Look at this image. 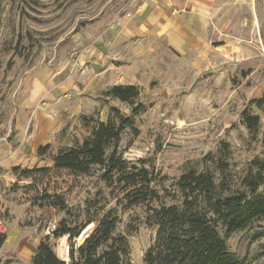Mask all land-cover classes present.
<instances>
[{"label":"rangeland","instance_id":"1","mask_svg":"<svg viewBox=\"0 0 264 264\" xmlns=\"http://www.w3.org/2000/svg\"><path fill=\"white\" fill-rule=\"evenodd\" d=\"M162 4L0 0V231L8 236L0 264H33L48 240L68 262V236L53 237L60 223L78 229L95 220L75 241L79 246L111 209L130 261L145 264L157 236L150 216L161 203L133 207L122 177L139 179L146 170L150 189L171 205L179 199L178 179L191 168L214 169L209 158L227 160L232 185L255 159L264 160V0L224 1L220 22L215 4L218 11L192 34L181 32ZM120 84L138 86L135 106H145L137 129L109 149L123 159L122 173L94 168L89 175L63 171L23 180L13 174L19 167L53 169L57 154L82 145L111 108L132 116L135 106L105 96ZM244 113L260 118L254 134ZM46 194L62 196L68 209L40 206ZM227 243L244 264H264V222Z\"/></svg>","mask_w":264,"mask_h":264},{"label":"trees","instance_id":"2","mask_svg":"<svg viewBox=\"0 0 264 264\" xmlns=\"http://www.w3.org/2000/svg\"><path fill=\"white\" fill-rule=\"evenodd\" d=\"M141 90L138 86L116 85L105 96L135 106ZM145 110L144 105L135 106L132 116H125L111 108L108 120L99 121L91 136L82 145L62 150L54 158L53 169H13V174L23 179H48L52 172L63 171L75 175H89L94 168H103L107 173H122L124 161L117 152L109 149L118 144L122 134L136 130L135 117ZM244 122L250 133L260 127L258 116L244 113ZM46 149H42L41 154ZM211 167L203 171L188 169L176 182L177 202L168 205L160 192L151 188L149 172L139 170V179L127 175L123 182L131 188L132 206L147 201L161 203L151 214V224L157 230L153 247L146 253L145 264H244L229 250L227 240L236 233L264 222V160L255 159L248 170L239 177L237 185L230 183V169L226 159H210ZM39 200V199H37ZM41 205L62 212L68 204L62 196L41 197ZM73 228L67 220L53 232L55 239L68 236L70 241L69 261H62L50 241H42L37 247L33 264H134L130 261V246L127 236L118 234L119 217L116 209L108 210L96 221L93 233L79 246L76 240L83 230L92 225ZM224 235V236H223ZM7 234L0 231V248L7 241ZM264 256V244L261 247Z\"/></svg>","mask_w":264,"mask_h":264},{"label":"crops","instance_id":"3","mask_svg":"<svg viewBox=\"0 0 264 264\" xmlns=\"http://www.w3.org/2000/svg\"><path fill=\"white\" fill-rule=\"evenodd\" d=\"M224 1L235 2V0H164V4L166 5H162L168 9V15L173 14L175 16V23H179L180 28L183 27L181 32L185 31V27L186 34H192L193 31L202 30L206 26L203 17H206L208 13H212L215 10L218 11L213 8L215 4H218L220 22L225 12ZM245 1L250 2L251 0Z\"/></svg>","mask_w":264,"mask_h":264},{"label":"bare ground","instance_id":"4","mask_svg":"<svg viewBox=\"0 0 264 264\" xmlns=\"http://www.w3.org/2000/svg\"><path fill=\"white\" fill-rule=\"evenodd\" d=\"M85 233H86L85 231H84V233H82V235L80 236L81 239H83Z\"/></svg>","mask_w":264,"mask_h":264}]
</instances>
